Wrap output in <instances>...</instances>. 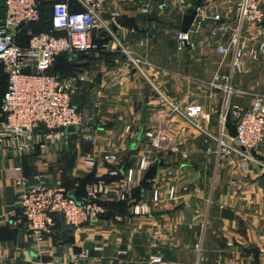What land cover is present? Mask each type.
<instances>
[{"label": "crops", "instance_id": "1", "mask_svg": "<svg viewBox=\"0 0 264 264\" xmlns=\"http://www.w3.org/2000/svg\"><path fill=\"white\" fill-rule=\"evenodd\" d=\"M106 1L105 20L114 13L126 20L125 26L112 25L116 36L151 66H143L142 73L132 69L126 57L109 51V41L98 58L58 60L54 74L77 78L72 105L84 115L85 125L82 132L70 133L66 144L51 143L32 154L0 148V264L68 261L83 250L90 259L73 264H153L152 256L161 257L159 264H264V142L252 151L258 163L245 169V161L218 154L212 139L165 102L179 108L200 105L203 112L196 122L219 136L225 91L213 84L226 87L231 60L211 42L214 24L206 19L197 33L189 34L190 45L179 48L176 35L191 13L181 12L169 18L176 27L165 31V41L153 43L140 29L154 23L152 9L163 8L164 0ZM3 8L4 1L0 16ZM249 29L256 30L252 34L258 39V28ZM246 62L251 61L244 62V69ZM255 71L246 84L241 75H232L231 89L264 94V78ZM5 81L0 75V93ZM230 102L247 108L251 99L234 93ZM224 139L228 141L226 135ZM108 155L116 161L105 162ZM87 156L93 157V166L85 164ZM143 158L148 163L144 170L139 168ZM129 170L131 186L126 182ZM36 176L45 185H61L76 200L101 179L110 191L101 199L105 215L78 229L57 218L53 235L33 243L26 235L15 181ZM171 187L174 199L168 198ZM154 191L158 202L149 215L133 216L132 205L149 202Z\"/></svg>", "mask_w": 264, "mask_h": 264}, {"label": "built area", "instance_id": "2", "mask_svg": "<svg viewBox=\"0 0 264 264\" xmlns=\"http://www.w3.org/2000/svg\"><path fill=\"white\" fill-rule=\"evenodd\" d=\"M42 1L4 0V12L0 16V65L7 77V89L2 95L0 106V148L3 150L32 154L36 150H44L51 143L66 144L70 134L67 129L70 126L82 132L85 117L72 105L77 78L60 79L50 74V70L61 55L71 57L83 53L100 57L102 49L96 42L100 30L109 38V51L126 57L132 69L142 73L143 66H151L140 55L129 50L114 33L112 25L116 24L118 14H111L108 22H103L106 0H63L54 3L50 12L51 29L48 32L29 33L27 45L20 46L17 37L26 26L40 20ZM70 2L78 10L73 11ZM179 2L186 7V1ZM194 10L196 17L188 32L178 31L176 39L179 48H185L190 45L189 34L197 33L206 19L214 24L210 27L211 42L216 45L217 53L229 56L231 60L225 78L226 87L213 84V87L223 88L225 91L221 117L223 129L216 137L203 131L196 122L203 112L198 104L179 108L166 99L165 102L174 113L212 139L218 154L239 156L245 161L243 167L247 169L249 163H258L251 156L252 151L264 142V94L234 91L230 82L233 72H240L245 60L255 62L264 55V0H233V20L226 21V24L222 22L226 17L221 13L206 16L199 8ZM218 23L221 25L218 26ZM247 26L258 28V40L255 44H250L255 35H247ZM234 93L250 97L249 107L232 104L230 97ZM229 119L235 125V137H230L224 129V124ZM225 135L228 141H225ZM103 159L110 164L116 161L113 155ZM85 164L93 166V157H85ZM147 164V160L143 158L139 168L144 170ZM116 174V171L110 173L111 176ZM132 178L133 172L129 170L127 185L131 186ZM15 185L19 188L18 201L26 235L33 243H40L53 235L57 218L74 229L101 218L106 213L101 199L110 192L101 179L91 183L80 200L72 198L59 184H43L41 176L33 177L31 181L18 178ZM118 197L125 200L124 194H119ZM158 197V192L154 191L149 202L133 204V216L147 217L151 205L158 202ZM174 197L175 189L171 187L168 198ZM93 249L102 250V247ZM87 259H90L89 251L83 250L79 254H73L68 261L38 260L31 264H73ZM150 262L159 264L161 257L152 256ZM195 264L212 263L197 260Z\"/></svg>", "mask_w": 264, "mask_h": 264}, {"label": "rangeland", "instance_id": "3", "mask_svg": "<svg viewBox=\"0 0 264 264\" xmlns=\"http://www.w3.org/2000/svg\"><path fill=\"white\" fill-rule=\"evenodd\" d=\"M3 1L4 0H0V13H1L2 5H3ZM164 1H165L166 5H164L163 8L159 9V8L155 7L154 10L152 9V12H153L152 14H154L153 18L155 19L154 23L150 27L149 26L148 27L142 26L140 29L142 34H146L144 32H147V33H149V35H151L149 37H150V39H152L154 41L153 43H156V42L157 43H163L165 41V36H166L165 31L168 29H174L176 27L175 22L170 21L169 18L171 16L173 17L175 15L179 16V14L181 12L190 13L192 10L199 8L203 11V14L206 16H210L211 13H221L223 16L226 17V18H224L225 21L233 20V16H234L233 0H184V1H186V7H185V5L184 6L181 5L179 0H164ZM42 9L45 12L48 11L47 5L44 4ZM102 20L105 23L108 22L107 20H105L104 15L102 17ZM46 27L47 26L45 24L39 25L36 27H32L30 29V33L44 32ZM233 27H234V25H233ZM249 28H250V26H247V28H245V32L247 31V35L249 33L252 34V33L256 32L255 29H249ZM195 39H196V37H195ZM120 40H122V39H120ZM257 40H258L257 38H254L253 40H251L250 44H255L257 42ZM167 42H168V40H167ZM245 61H247V60H245ZM251 62H246L245 69L242 68V70L240 72L235 70L232 74L233 77L236 74L241 75L245 79L243 81L246 84V82H249L252 80V78H250L251 72L255 71V69H259L260 74L264 78V64H263L264 63V55L258 61L253 62L254 64L256 62H259V64L261 66H259L258 68L256 65H254ZM54 69H55V71L58 70V62L54 65L53 70ZM246 71H250V72L246 73ZM255 72L257 73V71H255ZM68 75L69 74L66 73L64 75V77H66ZM257 76H259V74ZM65 79H68V78H65ZM231 79H232V76H231Z\"/></svg>", "mask_w": 264, "mask_h": 264}, {"label": "trees", "instance_id": "4", "mask_svg": "<svg viewBox=\"0 0 264 264\" xmlns=\"http://www.w3.org/2000/svg\"><path fill=\"white\" fill-rule=\"evenodd\" d=\"M63 0H43L42 3H41V7H40V20L36 23H33V24H30L28 26H26L22 31L21 33L18 35L17 37V42L20 46L22 47H25L27 45V42H28V38H29V33H30V29L32 27H36V26H39V25H46V29L44 30V32H48L50 29H51V25H50V12H51V8H52V5L56 2H61ZM46 4L47 5V8H48V11H43V5ZM70 7L73 11H76L78 10L76 8V6L70 2ZM40 33V32H39ZM31 34V33H30ZM33 34H37V33H33ZM109 41V38L106 36V33L102 30H100L98 32V35L96 36V42L98 43V45L101 47L105 44H107V42ZM80 55H84V56H91V57H94L92 54H78V55H75V56H80ZM70 56H66V55H61L59 56L57 59H56V62L53 64L51 70H50V74L54 75V76H57L59 77L58 75L54 74L53 72V68H54V65L58 62V60L60 58H69ZM71 57H74V56H71ZM95 58V57H94ZM0 75L2 77H5L6 81H5V89L2 93H0V106H1V101H2V95L4 94V92L6 91L7 89V77L6 75L3 73V69H2V66L0 65ZM60 79H63L62 77H59ZM1 120V118H0Z\"/></svg>", "mask_w": 264, "mask_h": 264}, {"label": "water", "instance_id": "5", "mask_svg": "<svg viewBox=\"0 0 264 264\" xmlns=\"http://www.w3.org/2000/svg\"><path fill=\"white\" fill-rule=\"evenodd\" d=\"M195 17H196V10H192L190 14L185 15L182 19L180 31L183 33H187L191 24L193 23ZM116 24L118 26H121V27L125 26L126 20L123 18L117 19ZM224 127L228 130L230 137L236 136V129H235V125L233 123L226 122L224 124ZM76 130L77 129L74 126H70V127H68L67 132L72 133V132H75ZM71 197L74 198L72 195H71Z\"/></svg>", "mask_w": 264, "mask_h": 264}]
</instances>
